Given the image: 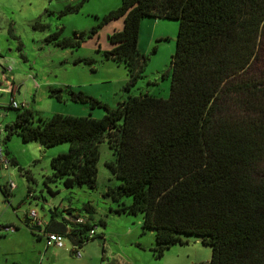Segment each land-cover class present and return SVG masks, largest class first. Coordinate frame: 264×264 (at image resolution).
Here are the masks:
<instances>
[{"label":"trees","instance_id":"1","mask_svg":"<svg viewBox=\"0 0 264 264\" xmlns=\"http://www.w3.org/2000/svg\"><path fill=\"white\" fill-rule=\"evenodd\" d=\"M86 1L69 4L60 16L80 11ZM120 17L124 26L109 36L115 46L105 54L128 70L127 90L143 76L147 61L139 48L142 21H179L169 98L140 92L111 107L70 85L51 86L49 96L57 101L103 108L104 115L36 119L31 108L8 105L17 113L4 127L6 139L17 134L44 147L69 142L67 153L52 157L45 182L92 189L98 185L100 144L106 142L114 157L105 165L121 182L105 196L117 203L118 214H143L156 257L184 243L186 234L211 245L207 264H264V69L255 76L248 72L260 48L264 0H122L100 25ZM62 29L47 40L79 48L86 33L61 37ZM82 61L94 62H75ZM0 188L5 197L12 194L7 185ZM84 208L85 223H77L81 215L69 209L70 219L46 230L81 247L94 237L89 233L96 214L92 204ZM26 219L31 223L28 214Z\"/></svg>","mask_w":264,"mask_h":264},{"label":"rangeland","instance_id":"2","mask_svg":"<svg viewBox=\"0 0 264 264\" xmlns=\"http://www.w3.org/2000/svg\"><path fill=\"white\" fill-rule=\"evenodd\" d=\"M78 1L0 0V47L12 69L17 89H20L16 92V101L27 102L36 119L56 112L80 116L91 113L93 117L100 118L105 113L103 108L91 109L83 103L59 102L49 96V86L64 87L71 83L74 89L83 90L111 107L130 94L140 92L169 98L170 63L176 50L179 21L160 19L157 27L143 28L145 21L156 19L146 18L142 22L139 48L147 61L143 76L127 90L128 70L105 54L115 46L109 36L123 28L124 17L100 25L103 16L118 8L122 0H87L80 11L60 16L66 6ZM117 22L122 23L120 28H116ZM36 23L48 27L35 29ZM95 27L97 32L93 33ZM61 28V37L77 39L80 33L85 32L81 46L77 49L61 48L47 40L51 33ZM78 57L93 59L94 62L76 63ZM263 69L264 29L257 57L248 72L255 76L260 75ZM35 84H38L36 89ZM0 103L5 105L0 107V147L6 155L7 149L10 151V161H17L8 168L0 165V185L12 182L15 185L8 197L0 188V264H207L210 261L211 245L195 235L186 234L182 235L184 243H177L162 257H156L152 250L155 236L150 230L144 232L143 214L127 215L114 211L117 203L106 197L105 192L108 187L119 185L121 180L105 165L114 157L106 142L100 144L97 188L86 185L67 188L63 181L46 183V178L53 172L52 157L67 153L70 143L41 147L36 141H23L17 134L6 139L4 127L15 120L17 110L5 108L10 103L9 95L0 97ZM88 203L96 210L91 219L95 233L81 247H75L67 237L65 247H47L46 235L26 219L27 214L34 210L44 223L52 218V211L56 209L57 219H62L66 206H71L74 213L88 217L89 212L84 208ZM101 220L106 222V226L101 224ZM3 226L14 229L8 231L1 228Z\"/></svg>","mask_w":264,"mask_h":264},{"label":"built area","instance_id":"3","mask_svg":"<svg viewBox=\"0 0 264 264\" xmlns=\"http://www.w3.org/2000/svg\"><path fill=\"white\" fill-rule=\"evenodd\" d=\"M71 1H75V0H71ZM11 70L12 69L10 66H8L5 60V56L3 55L1 47H0V97L11 94L10 103H9L10 106L15 107V108L29 107L27 102L19 103L16 101V99L12 95L15 90V86L9 76V74L11 73ZM0 106H5V105L0 103ZM0 165H2L4 168H8L9 165H11V161L9 160L8 156L4 153V150L2 147H0ZM7 186L10 189V191L13 190L15 187L13 182ZM28 217L31 220V222L34 224H37L40 226L43 224L37 211L33 210L29 212ZM76 221L77 223L83 224L87 221V217L83 215L79 216ZM4 228L5 230H8V231H10L11 229H14V227H11V226H5ZM94 233L95 231L94 229H92L90 232V236H93ZM45 235H46V241H47L48 247L50 246H55L59 248L65 247L66 245V242H65L66 235L65 234H62L59 232H47ZM77 254H79L78 250H77Z\"/></svg>","mask_w":264,"mask_h":264},{"label":"crops","instance_id":"4","mask_svg":"<svg viewBox=\"0 0 264 264\" xmlns=\"http://www.w3.org/2000/svg\"><path fill=\"white\" fill-rule=\"evenodd\" d=\"M154 19H156V18H154ZM160 19L161 18H159V19H156V20H153V21H145L144 22V24H143V26H142V28L143 27H147V26H154V27H157V25H159L160 23H161V21H160ZM144 21V20H143ZM142 21V22H143ZM122 25V23L121 22H117V27L116 28H120V26ZM141 32V31H140ZM164 35H161V37H163ZM139 46H141V41H140V38H139ZM5 56V55H4ZM79 59H81L80 57H78L76 60H79ZM75 60V61H76ZM9 76H10V79L12 80V82H13V84H14V86H15V90H14V92H13V96H14V98H15V95H16V92L17 91H20V89L18 88L17 89V86H16V83H15V80H14V78H12L13 76H12V72L9 74ZM67 85H70V86H74L73 84H71V83H69V84H67ZM38 86V84H35L34 85V88L36 89V87ZM51 86H49V88H50ZM53 87V86H52ZM49 88H48V90H47V92L49 93ZM74 88V87H73ZM5 96V95H4ZM9 96H11V94L9 95ZM32 96H34V94L32 95ZM66 103H68V102H66ZM29 108H31L30 106H29ZM56 113H59V112H56ZM61 113V112H60ZM62 114H64V113H62ZM66 114H68V113H66ZM73 113H70V115H72ZM73 115H76V116H80V115H77V114H73ZM82 116H85V115H82ZM40 146L41 147H44V146H42L41 144H40ZM60 152H64V151H60ZM9 153H10V151L7 149V156L9 155ZM9 157H10V155H9ZM2 166V165H1ZM11 192H13V190H11ZM71 210V211H73V208L71 207V206H66L65 208H64V210H66L65 212V215H62L61 216V218L62 219H57V215H58V212L56 213V214H54L53 213V216H52V218L49 220V221H46V222H44L41 226L40 225H37V224H35L36 225V228L37 229H40V230H42L43 231V233L44 234H46L47 232H49V231H47L46 229H47V226H50V229L51 228H54V229H58V227H60L59 225H56L55 223L56 222H64V221H66V220H68V219H70L71 218V214H69L68 213V210ZM57 210V209H56ZM82 216V215H81ZM51 220H53V222L52 223H50L51 222ZM61 220H63V221H61ZM32 223V222H31ZM34 224V223H33ZM1 228H4V226L3 227H1ZM48 247V246H47Z\"/></svg>","mask_w":264,"mask_h":264}]
</instances>
